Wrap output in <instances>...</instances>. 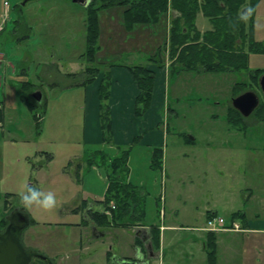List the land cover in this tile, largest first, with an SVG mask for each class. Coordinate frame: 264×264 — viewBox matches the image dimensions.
I'll return each instance as SVG.
<instances>
[{
    "label": "rangeland",
    "instance_id": "rangeland-1",
    "mask_svg": "<svg viewBox=\"0 0 264 264\" xmlns=\"http://www.w3.org/2000/svg\"><path fill=\"white\" fill-rule=\"evenodd\" d=\"M6 1L10 4L8 13ZM247 2L253 10L246 22L249 46L250 42L264 41V0ZM126 9L128 6L116 5L99 13L101 48L94 66L106 70L109 64H145L150 71L156 68L164 73L171 109L164 118L169 129L163 163L165 195L180 208L179 222L186 225L187 215L192 214L199 216L200 226H204L208 208L228 224L232 222L231 215L239 211L253 220H264V98L260 109L246 120L242 118L243 125H247L244 127L250 126L248 129L240 130L227 122L232 98L247 91L261 94L258 81L249 78V71L260 70V76L264 74V53L251 54L244 72H188L173 66L169 52L175 12L162 15L158 22L128 29ZM89 15L85 6L73 0H0V103L6 100V112L10 111L14 123L20 125L19 131L12 134L14 141L0 131V220L9 214L6 205L22 206L18 193L27 186L54 192L57 207L53 212L25 209L41 225L27 232L25 243H30V238L34 243L40 241V248L53 254L54 264H94L95 254L101 253L85 249L89 245L86 239L81 245L76 227L67 225L78 222L80 216L62 217L60 212L65 207L62 202H69L76 190V181L65 167L84 150L83 92L76 83L91 77H81L88 65ZM195 22V29L203 33L213 27L201 13ZM132 30L135 33L128 32ZM148 31L157 33L153 37ZM160 44L159 54L152 57L153 47ZM179 57L177 54L174 61H179ZM102 78L107 83L108 75ZM235 83L242 85L240 89L233 90ZM22 87L29 94L37 90L42 93L41 104L46 107L39 126L21 99ZM190 137L194 141L189 142ZM103 158V166L112 172L114 168ZM69 170L78 171L76 164L70 165ZM122 173L126 175L125 171ZM184 201L186 205L182 204ZM88 231L91 233L90 227ZM179 233V247L191 251V235L197 233L185 229ZM242 235L248 242L252 243L255 237L264 243V234ZM98 245L104 250L111 247L105 238ZM246 246L261 250L258 246Z\"/></svg>",
    "mask_w": 264,
    "mask_h": 264
},
{
    "label": "crops",
    "instance_id": "crops-1",
    "mask_svg": "<svg viewBox=\"0 0 264 264\" xmlns=\"http://www.w3.org/2000/svg\"><path fill=\"white\" fill-rule=\"evenodd\" d=\"M249 8L247 4L242 9V13L246 12ZM8 12L9 10H6V13ZM143 30L141 29V31ZM128 32L135 33L133 30ZM148 33L154 37L157 31H148ZM254 42L263 44L264 48V41ZM160 47L161 44L158 47H153L155 50L153 49L154 54L152 57L159 54ZM245 47L246 51H250V54L248 52L247 61V67H249L251 54L257 55L258 52H253L250 45L247 46L246 44ZM138 49L140 50L141 47ZM263 53L264 51L261 52V54ZM149 62L152 61L150 60ZM133 66L135 65L109 64V68L106 70H102L97 66L100 71L97 80L89 85L79 86L81 92H83L84 150L83 154L71 160L73 163L70 162L65 167L67 169L66 173L76 181V190L75 194L69 199V202H62L65 207L60 212L62 217L72 214L77 217L80 216L81 219H79V223L68 222L67 225L71 228L76 227L75 229L78 231L81 245L84 243L83 238L86 239L89 245L85 249L101 252L99 255L95 254L96 256L92 259L94 264H112L114 261L121 260L135 261L142 254L145 257V261L141 262L146 264H211L209 242H215L213 248L214 264H262L264 252L261 251L264 250V243H259L255 237H253L251 243L248 242L247 237L241 236V234H264V220L261 218L253 220L245 213L246 221L244 224L242 220L236 221L240 225V228L242 226L241 230L220 232L207 230V224L200 226L199 216L192 214L190 216L187 215L188 219L185 221L188 220V222L186 225L179 222V219H181L179 214L180 208L175 206V203H173L174 199L171 201L165 195L166 179L163 163L167 147L166 136L169 133V129L166 128L164 118L165 112L171 111L168 108L166 98L167 80L160 69H153L157 75L155 77L151 105L149 109L139 113L137 101L140 89L129 68ZM144 66L149 67L145 64ZM104 74L108 75V81L106 83L107 93L102 98L100 88ZM22 83L24 84V82ZM234 98H232V106ZM21 99L28 107L23 100L22 94ZM33 99L37 101L35 98ZM42 101L43 98L41 102H37L41 104ZM5 102L0 103V131L4 137L7 136L8 139L14 141L12 134L15 131H19L20 125L14 123L10 111L6 112L7 106ZM231 108L229 107L227 117L231 112ZM28 110L32 113L29 107ZM227 122L232 125L228 118ZM6 127L7 129H5ZM248 128L244 127L243 129ZM238 129L241 130L242 127ZM187 140L189 142L194 141L193 137L187 138ZM155 151L161 152L160 154L163 153L161 158H159L161 167L158 168L153 167ZM124 154H127V169L125 171L126 175L121 173L123 176L120 175V179L126 184L143 190L144 198L142 199V205L144 220L127 216L120 220L117 225L112 224L103 227L90 216L92 211L104 214L109 220H112L110 206L115 203L111 202L109 206L104 204L110 186L109 176L111 170L103 166V161H105L103 156L108 159L109 162L107 163L112 164L114 160L120 159ZM72 164H76L78 171L74 173L70 172L69 167ZM166 175L170 179L167 172ZM182 204L186 205L187 201H184ZM5 209L9 211V214L14 210L24 213L29 217L30 224L23 231L21 237L22 245L27 250L42 254L54 264L53 254L47 252L45 247L41 249L40 246L42 244L40 241L34 243L30 238L31 242L25 243L27 232L33 227H40V222L32 219L23 206L18 205L15 208L6 206ZM211 215L218 214L210 211L208 208L206 223ZM182 221L184 222V220ZM45 224H51V222H46ZM56 224H60V222ZM62 225L63 223H61ZM89 227L92 235L88 231ZM191 228L194 229L191 230ZM183 229L197 233L196 236L193 235L194 233L191 235L190 243L192 248L189 252L179 247V240L181 239L179 232L183 231ZM155 230H159L160 233V243L157 247L153 245ZM212 233H215V235ZM102 238L109 240V245H111L109 249L104 250L97 247ZM239 238L242 241L241 243L238 240ZM246 238L247 240H245ZM246 242L248 243L246 244ZM150 244L153 245V251L148 249ZM245 244L258 246L261 250L256 251L254 248H248ZM81 247L83 248L84 246ZM151 252H154V255L159 254V256L155 257L152 255L149 257V253L151 254Z\"/></svg>",
    "mask_w": 264,
    "mask_h": 264
},
{
    "label": "trees",
    "instance_id": "trees-1",
    "mask_svg": "<svg viewBox=\"0 0 264 264\" xmlns=\"http://www.w3.org/2000/svg\"><path fill=\"white\" fill-rule=\"evenodd\" d=\"M247 4V0H91L90 6L87 7L90 14L87 22L88 65L85 70L86 74L81 75L83 78L88 75L91 77L87 80H81L76 85H89L97 80L100 71L99 68L94 66V62L96 53L100 50L99 13L105 8L116 5L121 7L128 6V9L124 12L128 29H133L135 25L158 22L162 15L171 13V11L175 12L170 26L169 38V46H171L169 52L174 67H182L188 72H200L204 69L206 72L218 74L247 71L248 52L245 50V46L248 43V34L246 23L238 19V16L243 14L242 6ZM200 13L206 16L213 26L211 30L203 34L198 29H195V21ZM233 24L235 27L232 26ZM250 47L256 53L264 51L263 45L259 42H250ZM177 54L180 55V59L175 62L174 59ZM129 68L139 85L140 95L137 103L138 112L141 113L149 109L151 105L155 74L145 66ZM259 73L260 70L249 71V78L252 81L259 82ZM241 86L236 83L233 90H238ZM22 90L23 100L31 109L36 124L39 126L43 119V108L45 107L31 98V94L28 93L29 90L27 91L24 88ZM100 92L103 98L107 93L106 83L102 82ZM227 118L232 125L244 128L241 121L242 115L233 107ZM160 153L155 151L153 167H161L159 158H161L163 153ZM126 161L127 154H124L120 159L114 160L112 164L110 163L112 165L111 168L114 169L112 172L110 171V186L104 204L107 206L111 202L116 204L113 205L115 206L114 209L110 206L112 220H109L104 214L92 211L90 213L93 220L100 223L103 227L112 224L117 225L120 220L127 216L144 220L143 190L126 184L120 179L121 173L127 169ZM230 220H242L244 224L246 221L245 214L243 211L236 212L231 215ZM4 225L0 220V228ZM212 234L215 235V233ZM159 243L160 233L159 230H155L153 245L157 247ZM214 245L215 242H209L211 264H214L215 260Z\"/></svg>",
    "mask_w": 264,
    "mask_h": 264
},
{
    "label": "water",
    "instance_id": "water-1",
    "mask_svg": "<svg viewBox=\"0 0 264 264\" xmlns=\"http://www.w3.org/2000/svg\"><path fill=\"white\" fill-rule=\"evenodd\" d=\"M74 3L83 5L85 7L89 6L91 0H73ZM259 86L262 94L264 95V74L259 79ZM33 98L38 102L42 100V93L37 91L33 93ZM260 104L259 95L254 91H247L233 99V107L237 109L244 117H248L254 113ZM23 224L18 228L14 226L13 221L10 223V226L7 228L5 233H0V237H3L0 242V264H30L31 254H38L39 257H42L46 264H52V262L35 251L27 250L22 245L21 237L23 231L30 224L29 217L24 215L22 218ZM148 249L153 251V245H149ZM152 254H149L151 257ZM158 257L159 254L154 255Z\"/></svg>",
    "mask_w": 264,
    "mask_h": 264
},
{
    "label": "clouds",
    "instance_id": "clouds-1",
    "mask_svg": "<svg viewBox=\"0 0 264 264\" xmlns=\"http://www.w3.org/2000/svg\"><path fill=\"white\" fill-rule=\"evenodd\" d=\"M252 9H248L246 12L238 16V19L242 22H247L252 14ZM235 27V25H232ZM19 203L27 210L36 208L45 213L53 212L57 207V198L52 191H42L35 186H27L25 191L18 193Z\"/></svg>",
    "mask_w": 264,
    "mask_h": 264
},
{
    "label": "flooded vegetation",
    "instance_id": "flooded-vegetation-1",
    "mask_svg": "<svg viewBox=\"0 0 264 264\" xmlns=\"http://www.w3.org/2000/svg\"><path fill=\"white\" fill-rule=\"evenodd\" d=\"M261 91V90H260ZM258 95H259V99H260V104H259V106H258V108L254 111V113L258 110V109H260V106L262 105V101H263V98H264V95L262 94V92H261V94H259V93H257ZM262 96V97H261ZM253 113V114H254ZM252 114V115H253ZM242 115V114H241ZM252 115H250V116H248V117H244V116H242L245 120L247 119V118H249V117H251ZM245 127H247V125H244ZM7 206V205H6ZM24 213H19L18 211H12L10 214H8V216L6 217V218H4V219H2L1 221H2V223L3 224H5L3 227H1L0 228V233H5L6 231H7V228L10 226V223L13 221V223H14V226L16 227V228H18L20 225H22L23 224V221H21L22 220V218L24 217ZM27 216V215H26ZM3 237H0V242H1V239H2ZM150 254V253H149ZM151 254L154 256V252H151ZM31 256H32V258H31V262H30V264H46V262L43 260V258L42 257H39L38 256V254H35V253H33V254H31ZM144 258L145 257H143V254L142 255H140V256H138L136 259H135V261L133 260V261H130V260H125V261H114V262H112V264H125V263H132V264H146V263H142V262H144L145 260H144ZM142 261V262H141ZM141 262V263H140Z\"/></svg>",
    "mask_w": 264,
    "mask_h": 264
},
{
    "label": "built area",
    "instance_id": "built-area-1",
    "mask_svg": "<svg viewBox=\"0 0 264 264\" xmlns=\"http://www.w3.org/2000/svg\"><path fill=\"white\" fill-rule=\"evenodd\" d=\"M115 208V206H113ZM207 230L211 232L241 230L237 222L227 223L226 219L218 215H211L207 221Z\"/></svg>",
    "mask_w": 264,
    "mask_h": 264
}]
</instances>
